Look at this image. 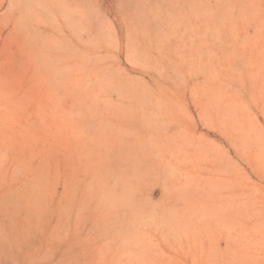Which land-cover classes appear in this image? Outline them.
<instances>
[{"label":"rangeland","instance_id":"rangeland-1","mask_svg":"<svg viewBox=\"0 0 264 264\" xmlns=\"http://www.w3.org/2000/svg\"><path fill=\"white\" fill-rule=\"evenodd\" d=\"M0 264H264V0H0Z\"/></svg>","mask_w":264,"mask_h":264}]
</instances>
